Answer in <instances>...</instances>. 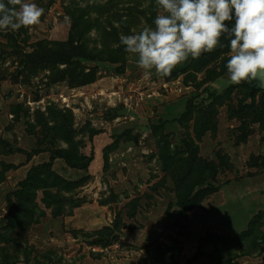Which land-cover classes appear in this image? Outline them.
<instances>
[{"label": "rangeland", "instance_id": "obj_1", "mask_svg": "<svg viewBox=\"0 0 264 264\" xmlns=\"http://www.w3.org/2000/svg\"><path fill=\"white\" fill-rule=\"evenodd\" d=\"M31 2L44 9L41 22L11 31L15 46L25 53L32 52L39 42L66 41L69 33L66 7H105L100 23L87 36L88 48L95 46L98 50L105 40L103 28L120 40L122 34L154 27L155 17L162 14L156 0ZM7 44L10 42L0 36V46ZM225 54L230 58V47ZM223 55L214 58L215 67ZM17 64L16 60L0 54V163L16 166L8 170L5 182L0 184V233L7 232H1L7 214L6 195L17 188L32 166L48 162L52 150L67 148V143L58 139L59 134L52 136L45 132V125L48 128L56 125L55 116L71 117L70 130L74 142L80 144L78 152L86 158L92 156L93 160L86 171L72 170L59 159L53 162L52 171L63 180H88L73 191L60 193L62 214L57 213L54 204L43 202L44 195L37 192L35 213L43 216L36 214L37 222L16 236L20 246L14 264H154L152 248L174 246L176 241L177 264H264V128L260 122L249 121L251 132L244 143L238 144V123L227 117V105L220 107L216 136L205 134L198 143L199 155L215 163H218L217 155H225L228 164L214 180L207 181L213 189L204 193L186 220L176 221L175 228L171 224L172 213L178 211L174 187L164 177L157 156L151 158V154H157L156 143L146 126L150 120L177 119L196 92L191 84L185 86L182 76L166 82L154 70L146 78L137 58L129 53L122 74L117 73L120 64L82 63L85 72L97 68L95 80L76 88L62 80L52 82L50 69L32 65H27L24 74L14 81ZM211 67L212 64L208 68ZM203 75L204 72L195 76L202 81ZM210 86L221 90L217 84ZM240 98L241 93L236 90L230 103ZM123 109L128 110L127 115L116 114ZM41 116L48 121H43ZM131 128L136 143L121 137L104 170L103 150ZM89 129L102 133L89 141ZM165 132L170 136L171 147L181 145L184 131L177 123L167 125ZM34 151L38 154L27 160V155ZM51 193L56 191L52 189ZM131 203L136 204L134 217L129 216ZM258 214L261 219L253 224ZM116 219L121 220L118 229L114 227ZM106 229L115 230L118 236L104 246L99 242H107L105 235H101L106 234ZM206 233L229 237L228 244L220 248L215 240L214 245H205L202 257L194 261L198 242ZM9 250L12 257L11 245Z\"/></svg>", "mask_w": 264, "mask_h": 264}, {"label": "trees", "instance_id": "obj_2", "mask_svg": "<svg viewBox=\"0 0 264 264\" xmlns=\"http://www.w3.org/2000/svg\"><path fill=\"white\" fill-rule=\"evenodd\" d=\"M5 3L8 4V0H5ZM104 8L100 6L89 8L66 7L65 16L69 20V33L66 41L55 42L53 44L39 42L30 53H25L20 47L15 46L12 30H3L4 32L0 33V36L9 41L10 44H7L5 47L0 46V49L4 50L2 52L0 50V54L3 53L18 63V71L14 73L13 80L16 81V79L24 74L27 65L40 69H50V80L52 82L62 80L67 82L71 88L88 85L95 80L97 68L95 67L85 72L82 66L84 62H93L95 64L107 63L110 65L120 64L117 67V73L122 74L126 68L127 53L124 51V46L120 44V40L116 35H111V33H108L103 28L102 31L105 39L103 47L100 50L96 49L95 46L92 49L88 48L90 42L87 37L88 33L100 23L101 14H103L101 11ZM93 14L96 16L93 17ZM113 44H117L119 47L114 49L112 47ZM229 47L227 44L224 49L218 52L203 53L198 59L189 57L186 62L174 68L168 76L162 75L166 82H173L182 76L183 84L188 86L190 83L196 92L186 102L184 112L177 119L174 118L171 121L168 119L150 120L146 126L156 143L157 154H151V158L157 156L156 159L160 164L162 173L165 175L164 177H167L174 187L175 205L178 211L172 213L174 217L171 224L175 228L177 227L176 221L179 219L186 220L188 213L198 206L201 198L205 195L204 193L207 190L213 189L207 181L209 179L214 180L220 169L228 164V157L225 155L216 156L218 163H215L216 161H208L199 155L198 143L205 134L210 133L212 137L216 136L214 134L217 133L218 129V111L220 107L227 105V117L229 120H234L238 123V135L236 137V143L238 144L244 143L251 132V129L249 130L248 127L249 121H258L264 128V119L262 118V113L264 112V90H257L253 94H250L248 87L233 84L226 79V64L229 57H226L225 53ZM8 49H11V52H8ZM220 55H223L224 58L215 67L213 60ZM211 64L212 67L208 68ZM57 65L64 66V69H57ZM202 72H204V78L202 81H198L195 75ZM211 84H217L222 91L213 88L210 86ZM199 90H201V94L198 93ZM236 90L241 93V98L236 103L231 104V95ZM60 116L54 117L56 123L54 127L48 128L45 125L44 128L45 132L52 136H54V133L59 134L58 139L65 141L67 148L52 150L48 162L32 166L25 179L18 183L17 188L6 195L5 209L7 214L5 216V226L1 229V232L3 230L7 232L4 235L0 233V244H4L3 247H0V264H14L18 260L17 254L20 245L19 239L16 236H20V233L34 221L37 222L36 214L39 217L43 216L41 213H35L37 209L35 204L37 192L41 191L44 195L43 202L54 204L57 213L62 214L60 193L62 191H73L88 180L86 178L69 182L63 180L52 171L53 162L57 159L62 160L65 166L72 170L82 171H86L93 160L92 156L86 158L78 152L80 144L78 145L72 138L73 133L70 130L71 117L60 118ZM41 118L44 119L43 116ZM43 121L48 120L44 119ZM176 123L183 129L184 137L179 147H171L170 136L166 134L165 128L169 124ZM100 133L102 132L96 129H89L87 138L91 141L93 137L98 136ZM121 137H126L128 142L132 141L133 144L136 143L135 133L132 128L131 130L123 131L115 137L114 142L107 145L103 150L102 160L104 170L108 167L109 155L117 149ZM36 154L38 152L34 151L32 154L27 155V160ZM15 168L16 166L14 165L4 162L0 163V184L5 182V175L8 170ZM164 182L162 180L160 184L163 185ZM52 189L56 193H51ZM128 206L132 210L129 216L134 217L136 204L131 203ZM116 218H119V216ZM259 219H261L260 214L252 221L253 224H257ZM119 225H121V220L116 219L114 227L118 229ZM105 231L106 234L102 233L101 235H105L107 242L98 241L104 246L115 241L118 236L115 234V230L106 229ZM94 235L97 234L95 233ZM88 237L90 238L91 236ZM215 240L220 248H224L228 244L229 237L206 233L204 238H201L198 242L196 253L193 256L194 261L202 257L203 247L207 244L214 245ZM177 244L178 242L176 241L174 246L161 247L157 245L153 247V263L177 264L175 259L176 254H178ZM9 245L12 246L14 251L12 257L9 256Z\"/></svg>", "mask_w": 264, "mask_h": 264}, {"label": "clouds", "instance_id": "obj_3", "mask_svg": "<svg viewBox=\"0 0 264 264\" xmlns=\"http://www.w3.org/2000/svg\"><path fill=\"white\" fill-rule=\"evenodd\" d=\"M156 2L162 14L155 17L154 27L120 36L124 51L137 58L146 78L153 70L168 76L189 57L198 59L225 42L232 53L226 64L231 83L251 84L264 78V0ZM43 14L44 9L31 0H8V4L0 0V30L37 25Z\"/></svg>", "mask_w": 264, "mask_h": 264}, {"label": "water", "instance_id": "obj_4", "mask_svg": "<svg viewBox=\"0 0 264 264\" xmlns=\"http://www.w3.org/2000/svg\"><path fill=\"white\" fill-rule=\"evenodd\" d=\"M229 26L231 27V25H229ZM226 43L227 42H225L224 46H222L219 49H217L216 52L220 51L221 49H224L227 46ZM226 75H227V72H226ZM226 79L228 80L227 76H226ZM240 85L248 87L249 88V93L253 94L257 90H264V78H261V79L255 81V82H253L251 84H247V83L242 82ZM127 113H128L127 109H123L121 111H117L116 112V114L119 115V116L127 115Z\"/></svg>", "mask_w": 264, "mask_h": 264}]
</instances>
